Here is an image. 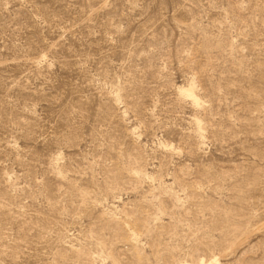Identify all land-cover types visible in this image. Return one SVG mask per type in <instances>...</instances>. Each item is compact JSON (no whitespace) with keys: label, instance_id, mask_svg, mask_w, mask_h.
I'll return each instance as SVG.
<instances>
[{"label":"rangeland","instance_id":"374dc122","mask_svg":"<svg viewBox=\"0 0 264 264\" xmlns=\"http://www.w3.org/2000/svg\"><path fill=\"white\" fill-rule=\"evenodd\" d=\"M203 260L264 264V0H0V264Z\"/></svg>","mask_w":264,"mask_h":264},{"label":"bare ground","instance_id":"6f19581e","mask_svg":"<svg viewBox=\"0 0 264 264\" xmlns=\"http://www.w3.org/2000/svg\"><path fill=\"white\" fill-rule=\"evenodd\" d=\"M192 85L189 88H187V89L179 88V93H180V95L183 98L189 100L194 107L198 108V107H201V104H200V102H199L196 94L194 93V90H193V86ZM194 89H195V87H194ZM195 128H196L197 135L199 137H201L202 136V133H201L202 127H201V125H200L199 122H196L195 123ZM197 264H217V262L206 263L203 260V261H199Z\"/></svg>","mask_w":264,"mask_h":264}]
</instances>
